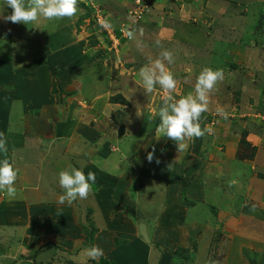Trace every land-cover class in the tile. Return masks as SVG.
Segmentation results:
<instances>
[{
	"label": "rangeland",
	"instance_id": "obj_1",
	"mask_svg": "<svg viewBox=\"0 0 264 264\" xmlns=\"http://www.w3.org/2000/svg\"><path fill=\"white\" fill-rule=\"evenodd\" d=\"M96 1L100 2L90 0L87 6L93 2L94 10L85 12L80 5L87 3L78 0V13L72 18L78 42L69 49L68 41H74L70 37L65 39L72 31L67 18L47 20L40 17L27 25L0 20V127L8 130L11 127L12 134L21 133L26 114L31 117L38 104L58 99L74 114H82L85 108L87 116L83 114L81 120L91 130L89 134L94 131V140L101 135V143L110 141L116 152L103 159L97 154L94 159L87 155L98 151V145L90 142L91 135H82L86 141L69 143L68 148L67 138H52L55 149L48 148L45 153L49 155V162L39 164L38 174L31 169L35 176L38 175V181H42L39 201L56 198L55 191L52 196V187L60 190V194L64 193L59 186L62 170L70 171L75 167L85 176L94 172L96 177L100 174L98 171H103L108 175L107 181L115 180L129 166L127 175L137 173L131 190L134 202L126 198V201L121 199L120 203H114L109 198L102 196L98 200L93 195L74 201L71 204L74 237L64 241L53 238L50 244L62 249L55 247L46 251L43 247L46 242H41L32 250L33 255L43 252L36 258V264H98L100 258L94 261L82 252L97 245L95 236L100 227L106 228L111 240L106 243L110 248L108 251L101 247L104 244L99 246L104 252L102 257L117 264H230L232 258L249 260L254 255L249 241L254 240L248 236L255 234L254 231L259 229L258 220L264 219V0H192L193 3L184 4L189 12V25L178 26L174 34L161 29L171 27L175 9L168 4L156 6L159 1L145 0L143 3L152 5L147 14H144V8H130V12H125L124 8L120 14L111 10L115 14L113 17L110 11L100 9L101 21L107 20L111 24L109 29H104L93 14L101 8ZM104 1L115 6L116 0ZM139 10L145 16L133 21L131 13ZM224 10L226 12L222 13ZM11 11L0 0V12L8 15ZM201 12L213 17L199 18ZM83 13L88 19L81 22ZM182 18L186 19L183 15ZM146 21L153 25L145 26L148 25ZM134 22L138 23L136 30L142 28L146 36L136 32L138 37L129 40L121 35L119 28L123 25L132 27ZM57 31L61 34L59 39L56 35L53 37ZM110 31L113 40L108 35ZM137 39L143 42L142 49L137 48ZM52 46H56L53 52ZM165 49L174 56V63H164L177 80L176 90L172 93L175 99L194 92L196 77L203 68L222 69L224 73L223 80L210 93L209 113H203L200 118L201 128L210 126L212 134L185 141L187 146L181 152L172 140L156 131L165 95L163 90L157 84L153 92L146 93L138 75L141 67L154 61ZM4 78L6 80H2ZM120 96L126 99V105L117 104ZM218 107L228 113L224 125L219 123L224 118L217 114ZM88 108L96 111L94 121L90 119ZM238 114L245 119L258 116L261 124L252 125L249 132L245 131L253 133L250 142L248 135L242 134L244 144L229 150L216 140L219 134L215 130L218 127L224 128L223 133L233 132L235 128L232 127L237 123L232 120L238 119ZM232 115L234 119H230ZM152 132L153 136L161 138L162 145L159 148L151 144V153H154L151 163L155 165L157 159L168 164L172 160L176 165L172 171L179 172L181 179L174 176L177 181L160 182L152 176L145 177L144 167H141L142 173L137 169L136 162L142 149L155 139L149 135ZM50 133L43 136V143ZM41 141L35 143L40 145ZM15 150H9V158L13 155L18 161ZM170 153L174 159L168 158ZM0 156L5 154L0 152ZM165 163L160 165L161 170L158 169L160 174L162 169L168 168ZM148 172L157 173V170ZM141 177L147 178L142 179L147 189L145 195L140 194L145 188L143 184L139 186L137 179ZM233 180L237 183L230 186L229 182ZM194 183L199 193L190 196L189 187ZM183 185L188 188L181 193ZM94 186L92 184V190ZM32 200L35 201L33 196ZM37 218L35 224L41 221ZM62 220L66 221L58 218L53 222L62 223ZM236 228L239 230L235 231ZM62 231L67 232L65 225ZM23 233L15 226L0 227V250L6 251L11 245L20 244L19 239L26 236ZM233 233L239 239H234ZM1 251L0 255L5 254ZM32 259L35 264V258ZM11 261L1 257L0 264H12Z\"/></svg>",
	"mask_w": 264,
	"mask_h": 264
},
{
	"label": "crops",
	"instance_id": "obj_2",
	"mask_svg": "<svg viewBox=\"0 0 264 264\" xmlns=\"http://www.w3.org/2000/svg\"><path fill=\"white\" fill-rule=\"evenodd\" d=\"M138 1L146 2L145 0H116L115 6H113L111 2H110L111 3L110 6L107 5V3L104 0H100V2H98V1H96V2L101 7L99 9L102 10L104 8L105 10L110 11L111 15L113 17V16H115L114 12L117 14H120V12L124 8H126L125 12L126 11L128 12L130 8L133 9L134 3L138 2ZM156 1H159V2H157L158 4L156 3V6H159V5L163 6V5L168 4L171 7H174V9H175V11L172 12L173 15H172L171 27L169 28L168 32L174 34L175 31L177 30L178 26H182L183 24L189 25V21L187 19V16H189V12L187 11L186 5H184V4H190V2L192 0H167V1L156 0ZM79 2L81 3L82 0H79ZM83 2L87 3V4H85L86 7L84 5H80L81 7L84 8L85 12H88V10L89 11L92 10L90 7L87 6L88 3L90 2V0L89 1L84 0ZM173 2H174V4H173ZM192 3H193V1H192ZM215 4H217V3H215ZM219 7L221 10V7H222L221 4H219ZM105 10H104V12H105ZM111 10H113L114 12H112ZM220 10L218 12H220ZM110 12H107V13H110ZM224 12H226V11L224 10L222 13H224ZM182 15L186 19H183ZM199 16H200L199 18H205L204 20H208V19H211L213 17L212 15H209L208 17L205 16L204 12H201L199 14ZM80 19H82L81 20V22H82L88 18L85 16V13H83V15H81ZM68 20H70L69 27L72 29V31L69 34L65 33L66 34L65 39L67 40L70 37L72 39V41H74V42L68 41V43H70V45L67 46V49L74 46L75 43L78 42V41H76L77 39H75L78 32L74 30L75 25L73 23V19L71 18ZM147 23H148V25H145V26L153 25L149 21ZM178 23H180V25H178ZM159 25H160V23H159ZM138 29H140V28H138ZM137 33H139V32L137 31ZM55 35L59 39L61 34H60V32L57 31L56 34H53V37H55ZM138 35H140V34H138ZM145 36L146 35L143 34L142 37H145ZM157 39H159V36H157ZM137 40H139V39H137ZM131 48H132V46H131ZM53 49L56 50V46H52V52H53ZM189 65L194 66L195 64L190 63ZM3 72H6V70ZM2 80H6V78H4ZM260 94L261 93H259V95ZM262 96H263V94H262ZM117 104H119V103H117ZM36 108H38L37 109L38 113L34 114L33 116L31 115V117L28 114H26L23 117V125H22V132L21 133L12 134L10 132V130L12 129L11 127H9V130L0 127V133H1V131H4L2 134H3L4 138H6V141H7L6 146L8 149L7 156H3V157L0 156V160L7 158V159H9L10 163H14L15 156L12 155V157L9 158V155H10L9 150H13V148H16L15 151L17 152L18 157H19V158H17L18 161H15V163L13 164L14 169L17 171V179H16L15 184H14V187L16 188L15 197L10 198L7 196L6 191H0V227L15 226L19 230L23 231L24 232L23 234L26 235L24 239H21V238L19 239L20 244L17 243L15 245H11L10 249L6 250V251L0 250L1 252L5 253V254L0 255V259H1V257L7 258V259H12L13 260V261H11V262H13L12 264H33L34 263V261H33L34 259H32L33 257L35 258V264H36L37 263L36 258L38 257V255L43 254V252L41 253L38 251L35 255H33L34 253L32 250H34V248H36L37 245H40L41 242H46L43 247L46 249V251H48V249H53L55 247H58V245H55V244L51 245L50 244V242L53 241V238L57 239L58 241H61V238H62V241H64L65 238H68V237L73 238L74 237L73 236L74 232H72V229L75 225V221L73 220V217H72L73 216L72 214L74 213L73 207L69 204L60 205L59 203H57V202H59V198L62 194H60V192H61L60 190H57V191L53 190V187H52V196H53L54 191H55L56 198L55 199L53 198V200H51V201H39L38 195H40L42 193V181L41 182L38 181V175L35 176V174H33L32 170H31V169H34L38 174L39 164L42 165L44 163L49 162V155H47L45 153L47 151H49L48 148L55 149V141L52 138L55 137V138H59L60 140L67 138L68 139L67 148H68L70 146V144L73 142L78 143V141H86V140L82 139V135H84V136L91 135L90 136V139H91L90 142L98 145L99 153L97 151V152H94L93 154L90 153L87 155L93 156V158L95 159V158H97V154H98V158L103 159V156H107L110 153L113 155L116 154V152L114 150H112L113 147H112V144H110V141H103L101 143V140H100L101 135H98L96 137V140H94V137H93L94 131L91 134H89V131H91V130L88 129V127L86 125H84V122L81 120L82 119L81 117L83 116V114L85 116H87L85 108L82 109L83 111L80 110L82 114L79 115V114H77V112L74 114L72 112L67 111L65 109V105L59 104V102H57V100L56 101L50 100V101H46L45 103L42 102L41 104H38ZM88 111L91 113L90 119H92L94 121L93 118L97 116L96 111H93L90 108H88ZM212 115H209V116L212 117ZM238 115H239V117H237L238 119L232 120L233 122L237 123L234 127H232V128H235L233 132L228 130L225 133H223L224 128H221V130H222V133H221L220 132L221 130L218 127H216V130H215V132L217 134H219V137L216 138V140L220 144L229 148V150L234 149L233 147L236 148L237 145L239 147L242 146L241 142L243 140H245V138H241L242 134H246V136L248 135L247 139L250 142L251 139L254 138L253 133H248L251 130V126L256 125V124H261V120L260 121L257 120L258 116L251 117V119L250 118L245 119L244 117H241V114H238ZM234 117L235 116L232 115L230 119H234ZM259 117H261V116H259ZM32 118H33V122H32ZM262 119H264V118H262ZM224 121H225V119H221V121L219 122L220 125H224L225 124ZM209 124H211V123H208V125ZM7 127H8V124H7ZM255 129H257L256 126H255ZM49 131L51 132L48 135L49 138L45 143H43L44 142L43 136H45ZM245 131H248V132H245ZM11 138H13V139H11ZM154 138L155 139H153V141H149L150 146L145 145L144 146L145 148L142 149V153H140L141 155L138 157L137 162H136L137 169L142 173L141 167L142 168L144 167V169L146 171L145 172L146 174L144 175L145 177L152 176L153 179L159 180L160 182H166L168 179L177 181V179L174 176H176V177L180 176V179H181L182 177H181V175H179V172L175 173L174 171H172L173 166L174 167L176 166L174 163H172V160H170V163H168V164L165 163V161L157 163V159H156L155 165H154V163L148 162L147 156L149 153H151V149H152L151 147H153V145H151V144L154 143V146H157V147L162 145V143H161L162 140H161V138H159L158 135ZM35 141H41V144L37 145L35 143ZM95 141L97 143H95ZM35 148H37V149H35ZM65 150H64V152H65ZM232 153H230V156ZM50 157H51V155H50ZM157 157L163 158L162 156H159V154H157ZM168 158L174 159L171 153H170V156ZM180 162H183V161H180ZM90 163H91L90 165H93V162H90ZM163 163L168 165V168H166V169H169V170H168V172H165L166 169L165 170L162 169L163 172H162V174H160L158 169L161 170L160 165H162ZM88 165H89V163L86 165V167ZM128 169L130 170L131 167L129 166L128 168H126V170L124 171L123 174L118 175L117 177H115V180H112V181L106 180L108 178V175H106V173H104L103 171H98V172H100V174H98V176L96 177L97 181H95V183H94L95 186H94L93 190H91V192L88 196L93 195L98 200L103 196V197L109 198L110 202H114V203H117V202L120 203L121 199L122 200L125 199V201H126V198L129 199V202H134L133 198L131 196V194H132L131 190H132L133 184H134L133 183L134 174H137V173H133L132 176H130V174L127 175ZM152 169H156L157 173L148 172L149 170H152ZM129 173H130V171H129ZM167 173L169 176L167 175ZM101 174H103L105 177H102ZM123 176H125V177L122 178ZM99 177H102V178H99ZM145 177H141L140 179L139 178L137 179L140 182L139 186H141V184H143L145 186L144 190L142 189L140 191V194H144L145 191L147 190L146 184L142 180V179L146 180L147 178H145ZM116 184H118V185H116ZM174 184L175 183H172V185H174ZM185 185H186V183H185ZM185 185L181 186V193L184 191L185 188L186 189L188 188V187H185ZM110 186L114 187L115 189L111 190V188H108ZM169 186L170 185H168V187ZM189 188L191 190L190 196H193V195L199 193V189L195 188V183L192 184V186L190 185ZM127 194H130V196H128ZM32 196L34 197L35 201L32 200ZM187 196H189V195H187ZM191 198H193V197H190V199ZM200 201L202 203L206 202V201H202V200H200ZM102 202H104V201H102ZM101 204H104V206H106V207L111 206L109 203H101ZM193 206H195V204H193L192 207ZM35 217H38L37 218L38 221L39 220H41V221H39L35 224V222H34ZM58 218H65L66 221L64 222L62 220V223L53 222L55 219H58ZM119 220H120V217H119ZM64 225L66 226V229H67L66 233L65 232L63 233V231H62V228ZM258 227H259V229H256L254 231V233H255L254 235L248 236V239L254 240V242L248 240L249 243H252V245H250V246H252V250L254 252V255H252L249 260L246 259V261H244L243 258L239 259V260L232 258V261L230 264H264V219L263 218L258 220ZM236 230H239V229L236 228L235 231ZM97 231H98V234H96V236H95L96 241H97L96 246H101V244H104L101 247H103L105 252H106L110 249L106 245V243L111 242V240L109 239L110 233L106 230L105 227H100V229L98 228ZM232 236H234V239H239V237H236L237 234L235 235V233H233ZM106 239L108 241L104 242V241H106ZM73 241H74V239H73ZM61 245H62V243H61ZM59 248L62 249L63 247H58V249ZM234 253L236 254V251ZM200 254H203V252H200ZM81 257H82V255H81Z\"/></svg>",
	"mask_w": 264,
	"mask_h": 264
},
{
	"label": "clouds",
	"instance_id": "obj_3",
	"mask_svg": "<svg viewBox=\"0 0 264 264\" xmlns=\"http://www.w3.org/2000/svg\"><path fill=\"white\" fill-rule=\"evenodd\" d=\"M78 0H3L4 7L10 8L11 14L4 15L0 12V20L5 23L11 22L13 24H30L37 21L40 17L47 20H61L64 18L71 19L77 12ZM93 2L90 8L94 10ZM102 11V10H101ZM96 11L93 12L95 14ZM100 26L104 29H109L111 24L107 20L100 21ZM123 34L129 40L136 39V32L143 36V29H132L130 26L122 27ZM160 44L159 41L156 42ZM136 46L142 49L144 44L137 40ZM165 61L168 64L174 63L173 53L169 50H162L159 57L154 61H150L139 69L138 75L142 82L146 93L154 91L158 84L164 92L163 106L159 109L160 122L156 131L172 140L177 151L181 152L186 148L185 141L193 138H201L205 134H212L211 127L201 128V115L208 111L210 93L214 90L216 84L222 81L224 73L222 69L213 70L210 67H205L196 77L194 92H190L179 99H175L172 93L176 90L177 80L172 71L166 68ZM217 114L224 119L228 118L222 108H217ZM7 141L3 134L0 133V152L7 156ZM242 145V142H241ZM154 153H149L147 159L152 162ZM157 163L159 161L157 160ZM17 179V171L14 169L9 159L0 160V191H6L10 198L16 195V188L14 187ZM96 181L94 172H88L85 176L82 170L75 167L71 170H62L59 172V186L64 190V193L59 198V203L67 202L71 205L74 201L79 199H86L92 190V184ZM237 181L229 182V185H234ZM82 255L91 260H98L104 256L103 249L99 246L93 245L90 248H85Z\"/></svg>",
	"mask_w": 264,
	"mask_h": 264
},
{
	"label": "trees",
	"instance_id": "obj_4",
	"mask_svg": "<svg viewBox=\"0 0 264 264\" xmlns=\"http://www.w3.org/2000/svg\"><path fill=\"white\" fill-rule=\"evenodd\" d=\"M142 4H144L143 2H141ZM148 5H150V8H151V3L150 2H148L147 3ZM138 7V3L137 2H135L134 3V8L133 9H136ZM133 9H131V10H133ZM93 10V9H92ZM91 11V10H90ZM94 12V11H93ZM128 12H130V11H128ZM147 14V13H146ZM138 25V23H133V25H132V29H136V26ZM162 30H165V31H169V28H164V27H162L161 28ZM199 61V60H198ZM187 64V63H186ZM197 64V63H196ZM198 65V64H197ZM57 102H58V99H57ZM118 103H121L122 105H126L125 103H127V101H126V99H124V97H122V96H120L119 97V102ZM59 104H61V105H63V102L61 101ZM36 113H38L37 111H36ZM35 113V114H36ZM4 131H1V133H3ZM150 135V137L152 136V137H155V136H153V132L151 133V134H149ZM242 143L244 144V140L242 141ZM170 144V143H169ZM196 152L197 153H199L200 152V149H199V151L198 150H196ZM167 175H168V173H167ZM169 176V175H168ZM98 264H117L115 261H111L110 259H106V258H104V257H101L100 258V261H99V263Z\"/></svg>",
	"mask_w": 264,
	"mask_h": 264
},
{
	"label": "built area",
	"instance_id": "obj_5",
	"mask_svg": "<svg viewBox=\"0 0 264 264\" xmlns=\"http://www.w3.org/2000/svg\"><path fill=\"white\" fill-rule=\"evenodd\" d=\"M138 3V7L136 8V9H143L144 8V14H145V12L147 13V11L150 9V5H148V4H146V3H144V4H142L141 3V1H139V2H137ZM146 9V10H145ZM98 10H100V9H96V13H95V15H96V18H97V20L100 22L101 21V17H99L100 15H99V11ZM101 11V10H100ZM136 11V10H135ZM134 11V12H135ZM134 12H132L131 13V15H132V20L133 21H139V20H141L142 19V17L143 16H145L144 14H143V12H141V10H139V12H136L135 14H134ZM135 23V22H134ZM122 27H127L126 25H123ZM122 27H120L119 29H122ZM132 28V27H131ZM117 30V29H116ZM115 32V31H114ZM120 33H121V35L123 34V32H122V30L120 31ZM108 35L110 36V38H112V40L114 39L113 38V32H109L108 33ZM124 39H122V41H123Z\"/></svg>",
	"mask_w": 264,
	"mask_h": 264
}]
</instances>
